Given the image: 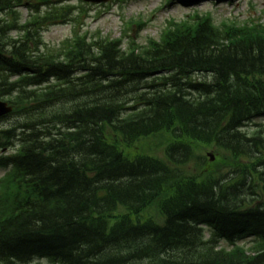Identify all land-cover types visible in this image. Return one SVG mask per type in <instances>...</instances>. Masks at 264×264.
<instances>
[{"label": "trees", "instance_id": "trees-1", "mask_svg": "<svg viewBox=\"0 0 264 264\" xmlns=\"http://www.w3.org/2000/svg\"><path fill=\"white\" fill-rule=\"evenodd\" d=\"M77 9L0 0V98L17 119L0 123V264H264V126L245 128L264 117V22L196 12L142 43L82 32ZM59 22L75 30L51 48ZM156 134L165 158L128 151Z\"/></svg>", "mask_w": 264, "mask_h": 264}, {"label": "rangeland", "instance_id": "rangeland-1", "mask_svg": "<svg viewBox=\"0 0 264 264\" xmlns=\"http://www.w3.org/2000/svg\"><path fill=\"white\" fill-rule=\"evenodd\" d=\"M73 4L80 3V0H71ZM168 3V4H167ZM86 9L89 17L85 18L86 29L92 34L100 32L103 35H110L119 38L125 31V22L130 18H141L145 22L142 25L131 27L129 34L138 40L145 41L147 37L159 38L169 20L180 21L189 14H194L196 10L200 12L211 11L216 22L223 19H236L245 22L250 19H261L264 22V0H109L100 4L90 3ZM25 18L28 10L25 7L19 9ZM74 26L70 23H61L49 26L44 32L43 37L49 46H57L73 33ZM127 30V29H126ZM16 33H12L14 36ZM264 126V117H257L250 121L246 127L248 130ZM168 135L150 136L141 140L135 145L137 152L151 156L164 157V150ZM141 146V147H140ZM208 152L215 153L214 146L206 145L197 150L198 156H205L206 167L214 166L216 173L229 172L228 167H223L215 161L211 162ZM216 154V153H215ZM217 155V154H216ZM218 157V155H217ZM204 160L201 158L197 162H191L190 171L201 169ZM208 165V166H207ZM205 167V169H206ZM7 169L0 167V178L6 173ZM229 174V173H228ZM149 213L158 216L157 209H151ZM206 237L210 231L206 228ZM239 243L248 245L249 238L245 237L238 240ZM42 264H50L48 260H41Z\"/></svg>", "mask_w": 264, "mask_h": 264}, {"label": "water", "instance_id": "water-1", "mask_svg": "<svg viewBox=\"0 0 264 264\" xmlns=\"http://www.w3.org/2000/svg\"><path fill=\"white\" fill-rule=\"evenodd\" d=\"M90 1L100 2L102 0H90ZM9 111H11V107H9L6 102H3V101L0 100V116L8 113ZM212 159H214L213 155H212Z\"/></svg>", "mask_w": 264, "mask_h": 264}]
</instances>
